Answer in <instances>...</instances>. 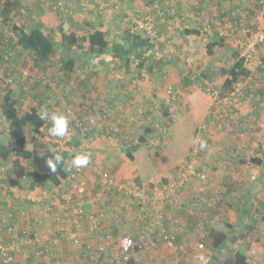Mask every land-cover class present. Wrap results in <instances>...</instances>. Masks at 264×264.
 <instances>
[{
  "label": "crops",
  "instance_id": "1",
  "mask_svg": "<svg viewBox=\"0 0 264 264\" xmlns=\"http://www.w3.org/2000/svg\"><path fill=\"white\" fill-rule=\"evenodd\" d=\"M3 1L5 0H1V2ZM21 1L26 6L28 3H35L34 0ZM240 1L242 0L234 1L235 7L240 6ZM66 2L72 3V9L74 11H79L82 6L81 3H84L85 8L91 11L90 17L79 18L75 12H71L73 13L72 15L67 16V14H64V18L60 16L59 20H57L58 22L56 23L58 24H53L50 16L52 17V14L55 13L51 11L47 3L45 6L40 2V10L35 7L39 11V15L35 17L38 22L34 25L39 24L43 30L46 27L52 29L55 26H61L63 32L72 30L77 37L94 30V28H101L106 32V38L112 41L109 42V45H111L112 43L125 42V33L134 16L149 14L153 19L155 18V25L160 29L159 34L161 36L159 40L161 44H163L162 42L164 40H167L166 43H169L170 40H175L174 45L170 44V47H166L167 50H165V47L162 49L169 56L166 59L167 61H160L158 67H156L160 69L164 64L168 66L163 67L167 72V77L165 80L162 79L164 81L162 87L157 84L159 83L161 85L160 82H157V76L155 78L151 77L153 73L151 74V70L145 64L141 68H138V70H134L136 71V77L141 76L144 78L142 84L137 85L139 89L143 90V94L139 96L143 97L142 99L136 98L135 96L137 95L133 90L131 91L129 86L114 78L115 76L113 74L116 71H111L112 69L102 70V64L106 65L109 59L114 57L110 52H105L98 56H92L88 52L83 53V56L87 60H82L80 56L77 57L76 61L80 63V66L73 71L65 72L66 76H64L67 77V80L73 82V85L76 86L74 95L71 94L69 96L70 101H66L80 109L79 112L81 114H79V118H82V121L75 118L72 113H68L70 131L66 139L72 143H70L71 146L67 143L68 147L62 149L67 150L69 148L68 150L71 153L83 152L87 149L91 153V165L80 176L88 185L87 191L81 197L86 221L90 215L101 213L104 225L108 226L114 235L128 234L140 244L143 242L142 238L146 237V226L154 224L155 221L157 226L165 229L167 232H174L177 235V242L181 247L178 249L163 245L160 241L151 246L137 247L135 254L142 260L143 264H225V259L230 254V251L240 246L245 248L250 264H264L263 100H261L263 104L253 106L254 108L252 109L255 111L254 115L252 110H246L242 117L244 120L247 119L248 122H252L253 134L250 135V140L252 141L255 152L252 155L246 154L245 147L239 146L243 142L245 146V139L237 136V126L232 127L231 130L228 129L227 132L224 130L217 132L211 129L212 132L206 139L202 137L203 135L197 134L198 140L201 138L204 143L208 142L210 146L207 145L204 149L200 147L194 155L197 159L194 158L195 160H192L190 163L184 160L185 156L181 154V151L178 152L180 154H176L174 157L164 156L167 155L164 152L161 154L164 156V158L161 157L164 160L161 164L157 161H152L151 158L154 156L150 152L153 149L149 148L146 144L150 141L160 146L169 138L172 142L166 141V143L174 144L173 141L175 138L185 135L173 136V133H170V135L168 133L166 137L159 138V135L154 133L155 131H151L146 135L144 142L131 144L128 141L131 137L138 138L143 133L145 127H150L149 120L151 119L150 114L153 108L152 100L158 102V113L160 115H168L169 112V116H172V118L175 117L172 115L176 111L174 110L175 107L169 111V106H165L167 102L166 96L168 100V95L166 94L168 90L165 89L167 86H171L169 88L175 91V100L177 102L182 97L184 98L185 101L182 99L180 104L183 106L189 104L193 114L198 113L195 110L200 109L201 106L206 104V108L201 116L213 118L215 113H218L216 115L218 118L225 115V113L223 115L221 114L220 108L212 107L214 103H211L212 99L205 93L203 104L199 107H192L191 103L200 102L202 97L200 92L205 91L210 86L198 82L197 80L200 78H197V75L190 82L186 76L191 73L193 74L192 71L194 70L192 68L190 72H187V69L180 70L179 65L181 62L180 64L176 63V61H179L176 55H178L177 49L181 48L183 44L187 45V48L192 47L193 51L198 50L199 54L200 50L204 47L206 54L210 55L207 50V45L205 44L203 46L199 40L203 28L209 25L205 24L208 21L216 20L218 23L220 22L221 27L224 29L220 31V36L224 39L226 45H217L214 49L217 47L226 48L229 45H233V41L237 38L234 36L235 30L231 25V19L233 17V8H231L232 1L220 0V2L216 3L213 0H176L175 5H173L175 13L170 16L165 14L162 17L156 14L157 11L152 6L154 2H159L161 6L164 0H67ZM116 3L119 4L117 8H115ZM189 3H191L190 9L194 7V14L187 13V4ZM222 4L223 9L216 8V5L220 7ZM263 4L264 0L247 2L246 6H244L247 12V21H244V23H248L249 26L252 25L253 28L259 26L264 27L263 13H257ZM98 12L102 14L107 12L110 14L109 19H104V16H97ZM20 22L27 21L20 19ZM111 26H114L118 32L110 31L111 34H109ZM185 28L194 31L199 30L201 33L199 35L195 32L187 34L184 31ZM81 29H83V33ZM57 30L59 31L57 33L59 38L56 40L54 36V41L60 45L61 34L58 28ZM210 34L208 42L219 40L217 31L214 30ZM241 38H243L242 44H244L243 34ZM156 45L154 43V49ZM159 47L158 45L157 48ZM151 50L146 51L145 57ZM56 52L54 53L56 54ZM238 55L240 57L241 52ZM171 57L173 58L171 59ZM99 58L104 59V61L100 62L98 60ZM114 58L117 59L116 57ZM131 58H133L132 55ZM52 59L53 57L50 56L43 64H32L34 74L29 79V82L34 86L33 93L36 90L41 93L38 95L36 93V97L29 103V107L34 106L38 109L47 108L49 111H59L62 113L66 111L67 113L69 111L67 107L69 106L66 107L64 103L61 105L58 104L56 97L47 92L48 90L53 92L48 87L50 85L49 81L57 77L55 69L53 71L50 70V64L52 63L50 60ZM146 61L150 62L151 56ZM135 62L130 59L128 68L124 67V72H129L130 66L132 67L137 64V61ZM247 67L250 68L249 66ZM208 69V64H204L203 67L200 65L198 68L201 76L202 70L207 71ZM144 70L147 72L141 73ZM23 73V78L26 81L29 71H23ZM130 76V74H127L126 78H129L133 82ZM44 77L49 78L48 81L44 82ZM190 77H193V75ZM7 81L10 82L11 78L7 79ZM205 82L206 80H204ZM220 86L221 84L217 87L218 91H220ZM10 88L8 90L11 91L13 97L17 100V108L19 109V99L13 94V90ZM232 91H234V88ZM190 95L194 97L189 98ZM226 98L225 96L224 100ZM116 100H119L118 105ZM222 103L224 104V102ZM28 109L22 107L21 111L24 112ZM226 110H233V108L225 105L223 111ZM105 111H107L106 114L103 113ZM226 112L227 114L225 116L232 115L228 111ZM239 113L241 114V110H239ZM99 114L102 116H99ZM0 119L5 120L1 117ZM77 123L83 125L80 132L74 129V124ZM30 127V125H27L24 128V133L27 138L31 135L27 136L28 131L31 133ZM99 128H105V131L110 129V131L106 135L100 134L101 130ZM6 129L8 134L9 126ZM40 131L42 132L41 139L49 140V138H55L48 135L46 122L40 128ZM195 133L194 130L193 136ZM76 142L77 145H74ZM211 142H213L212 146ZM27 144L30 147H26ZM25 148L31 149V143H26ZM126 148H133L131 150L132 159L127 156ZM161 148L165 151L163 146ZM201 149L203 150L201 151ZM253 159H259L260 162L254 163ZM4 163H6L3 164L4 171L6 172L11 166V161L7 159ZM187 165H192L195 167V170L205 167L208 171V175L210 176L209 181L204 185L207 191H205L203 196L199 194V191L198 193H194V190L200 183L205 181H199L195 176H191L185 182L186 186L184 188L181 185H177L178 183L170 186L174 181L178 182L181 172L185 170ZM100 171H107L114 178L116 186L102 192L101 197L94 200L92 196L99 190L101 184L102 178L98 175ZM66 182L62 183L58 187L56 194L49 198L50 203H43L42 205L23 204L22 206L15 203L13 196H10L8 199V193L3 189L7 190L12 188V186L6 184L1 187L0 212L15 205L22 207V209L28 212L29 220L26 222H30L31 225L34 223L33 218L45 217L50 219L53 215H50V209L58 212L64 204L61 196L66 188H68L65 185ZM51 187L52 185L50 187L37 185L32 190L36 188L37 190H52ZM116 187L119 189H116ZM138 190L146 198H149V200L143 201L137 198L136 195H132L134 191ZM219 191H222V193L218 196ZM70 217H72L71 213ZM47 219L44 220L43 228L47 226L53 227L55 225L53 218L50 219L49 223ZM228 224L233 226L228 228ZM245 224L254 226V237L252 240L247 238V241H244L240 237V226ZM70 226L73 229H80L84 241L91 243L93 235L87 230V222H80L78 226L72 224ZM212 229L215 231H224L227 236L225 241L217 248L211 247L212 238L210 233ZM197 241L203 242L206 246L204 250L196 248ZM244 242L248 244L245 245ZM68 247H70L68 243L67 245L63 244L62 249L65 250Z\"/></svg>",
  "mask_w": 264,
  "mask_h": 264
},
{
  "label": "rangeland",
  "instance_id": "2",
  "mask_svg": "<svg viewBox=\"0 0 264 264\" xmlns=\"http://www.w3.org/2000/svg\"><path fill=\"white\" fill-rule=\"evenodd\" d=\"M18 5H19V10H16L12 16H14V18H18L21 19L23 21H27L30 25H34L35 23H37V19L35 17H37V15H39V11L37 9H35V7H37L40 10V2H42L44 5L47 3L50 6L51 11H53L52 14L53 16H50V20L54 23L58 22L57 20H59L60 16H62L64 18V14H67V16H70L71 11L68 10H60V12H56L55 9L52 8V1L51 0H34L35 3H28L27 6L24 5L22 3L21 0H16ZM24 2L26 0H23ZM31 1V0H30ZM67 1V0H65ZM183 1V0H182ZM214 2L218 3L220 2V0H213ZM231 8L235 7V2L236 0H231ZM251 1H255V0H242L240 1L241 4L239 9H237L236 11L233 12V17H232V28L235 30V34L234 36L237 38L233 41V45H229L226 48H215L213 50V54L212 55H208L206 54L205 50H204V45L206 44V42L208 41V39L210 38L209 36L211 35L210 32H214L217 31L218 35L220 33L221 30H224L221 25L220 22L218 23L216 20L214 21H208L205 22V24H209L210 27V31L209 34L206 37V40H202L201 36H199V40L202 42L203 44V48L200 50V54L198 50H192L191 48H187V45L183 44L181 45V48L177 49L178 55H176L179 61H176V63L181 62V64L179 65L180 70H184L187 69V72L191 70V68L194 70L192 71L193 74H186L189 79V81L191 82L192 79L196 78H200L199 80H197L198 82H201L202 84H205L206 86H210L207 87V89L205 90V94L207 96H209L212 100L211 103H214L212 105V107L214 108H220V112L223 115V113H225V115L227 114L226 111H228L229 113H231L232 115H228L225 116L223 115L222 117H218L217 118V114L215 113L214 117H203L201 116V114L204 112V109L206 108V104L201 106L200 109L195 110L198 113H192V109L190 108V105H186L183 106L182 104H180L181 100L184 98L182 97L181 100L179 99L178 102L175 100L176 97H174V99L169 98L168 96V100H167V96H166V104L165 106H169L168 110L170 111L173 107L174 111L172 113V115H174L175 117L172 118V116H169V112L168 115L167 114H159L158 113V102L152 100V112H151V119L150 121V128L152 131H155V134L159 135V138H163L166 137L167 134L173 133V136H179L180 134L185 135V136H181L179 138H175L173 143H166V141L168 142H172L170 141L171 139H166L163 145H155L154 142H147V146L153 150H151L150 154L152 153V156H154L153 158H151V156L149 155V157L152 159V161H157L159 164H161L164 160L161 159L164 158V156H171L174 157L176 156V154H180L178 152L181 151V154L183 156H185L184 160L187 163L192 162V160H195L194 158L197 159V157H195V153L197 150L200 149V142L203 141L201 138L200 140L197 139V134H201L203 135L202 137L204 139H206V137L212 132L211 129L218 131H226L228 129H232V127L237 126L236 128H238V132H237V136L240 137L241 139H245V146H244V142L239 144L240 147H245L244 150L246 154L248 155H252L254 154V149L252 146V141L250 140V135L253 134V129H252V122H248L247 119H243V113L246 110H252L253 115L255 114V111L252 109L254 108L253 106L256 105H260L263 104V102H261V100L264 101V76H261L262 78L259 79H254L251 76L248 77H241L237 83L234 84V91L232 92H226L224 94H220V91L217 90V87L221 84L222 80L224 79L225 75L219 74V68L220 67H227L229 64H231L237 57H239L238 54H240L241 52V56L242 55H247V59L245 61L246 66H249L251 69H254L259 63L260 60L262 59V56L264 55V39L262 41H257V44H255V46L249 50H247V43L248 40H250L252 37L251 35H255L258 31H263L264 32V27H257V28H253L252 25H248V23H244V21H247L246 19V10L244 9V6H246L247 2H251ZM188 2V1H186ZM60 3L64 4V1L61 0ZM69 2H67V7H70ZM46 6V5H45ZM188 6V14H194V7L190 9L191 3L187 4ZM26 7V8H24ZM157 12H158V8L160 7L159 2H154L153 6H152ZM216 8H221L223 9V4L219 7L216 5ZM63 9V8H62ZM67 9V8H66ZM243 9V10H242ZM0 10H1V6H0ZM196 10V9H195ZM73 12L76 13V16H78L79 18L84 17V18H89L91 11H88L87 8L82 7L79 11H74ZM93 12V11H92ZM264 12V4L261 6L260 10L257 11L258 14H261ZM74 13V14H75ZM95 13V12H93ZM110 14H108L107 12L102 13H97V16L102 17L104 19H109ZM257 16L255 15V18ZM262 17V16H261ZM13 18V19H14ZM153 19V18H152ZM257 19V18H256ZM74 22V21H73ZM58 24V23H56ZM254 24V23H253ZM111 25V24H110ZM52 28V27H51ZM58 26L53 27V32L52 37L55 40H58L59 36H58V30H57ZM155 28H157V26L155 25ZM52 29H49V27H46L44 29L45 32H49ZM157 31H160V29H156ZM118 32V30L114 27L111 26L109 29V34H111V32ZM122 31V30H121ZM81 32L83 33V29H81ZM50 33V32H49ZM85 33V32H84ZM204 33V32H203ZM158 34V37H160L161 35ZM226 34V32H225ZM244 37V44H242V40ZM11 31L10 29L6 28V26L4 25V23L2 22V17L0 15V95L1 93H4V91L8 90L10 87V89L13 90V94L16 95L18 97V101L20 102V108L19 110L21 111L22 107L25 108H29V103H31L32 99H34V97H36V93L37 95L40 94L37 90L33 93V89L34 86H32V83L29 82V79L31 78V76L34 74V70H32V58L30 57V55L28 53H25L23 51L18 52L16 49H12V50H4V47L2 44H4V42H6V40L8 39H12L11 37ZM57 35V36H56ZM55 36V38H54ZM167 40H164L162 43L163 48L165 47H170L171 45H174L175 40H170L169 43H166ZM237 45V47H235ZM241 46V47H240ZM161 47V49H163ZM234 50V51H233ZM236 50V51H235ZM79 52L80 48L79 47H74V52ZM248 51V52H247ZM63 52L65 53L64 50L62 49H58L57 48V52L56 54L54 53V55H52L53 59L50 60L52 63L50 64V70H54L55 69V74L57 75V77H55L54 79H50V85H48V87L50 89L53 90V92L51 90H48L47 92L50 94H53L56 97L57 103L58 104H63L69 107H67L69 109V111L64 112V114H66L68 117V113H72L75 118L79 119L82 121V118H79V114H81V112H79V108L77 106H73L69 103H67L66 100L70 101L69 96L72 94L74 95L75 93V87L73 85V82H70L69 80H67V77H65V72H63V70L60 69V61L62 60V56H63ZM73 52V53H74ZM236 52V53H234ZM151 53V61H146L145 65L146 67L150 68V72L151 74L153 73V75H151V77L155 78L156 76L157 78V82H160L161 85L158 84V86L162 87L164 81L166 79V70L163 69V67H165L166 65H162V68L157 69L156 67H158V64L160 63L159 61H156V59L160 58V61H165L166 58L168 57V55H166V53H164L162 50H160L159 48H155L153 50H151L149 52V54ZM153 53V54H152ZM66 54V53H65ZM64 54V55H65ZM75 55V53H74ZM173 55V54H172ZM6 56V58H5ZM80 57H82V60H87L86 57H84L83 55H81ZM173 57H171L172 59ZM124 59V58H123ZM132 60L137 61L139 59L137 58H131ZM100 62H103L104 59L99 58L98 59ZM167 61V60H166ZM173 61H175L173 59ZM136 63V62H135ZM123 60L121 59H115L114 57L111 59H109V61L105 64H102L101 68L102 70H110L111 71H116L113 75L115 76L114 78L117 81H121L124 84H126L127 86H129L131 88V91L133 90L135 92V94L138 96H135L138 99H142L143 97H139L141 94H143V90L138 88V84H142L143 81V77L141 76H137L136 77V71L134 70H138L137 64L134 66H130L129 72L125 73L124 72V65H123ZM204 64H208L209 69L207 71L202 70L203 72V76L200 75V71L198 70L199 66L201 65L202 67L204 66ZM128 68V66H126ZM155 67V68H154ZM168 67V66H166ZM100 70V69H99ZM143 70V69H142ZM23 71H29L28 75V79L25 81V78H23ZM147 71L144 70L141 73H146ZM119 73L118 77H116V74ZM138 73V72H137ZM127 74L131 75L130 77H132V79H135V82H131V80L127 77ZM65 75V76H64ZM138 75V74H137ZM191 75H193V77H190ZM11 78V83L7 81V79ZM49 78L44 77V82L48 81ZM152 79V78H151ZM163 79V80H162ZM204 80H206V82L204 83ZM262 80V81H261ZM51 86V87H50ZM169 87L171 86H167L165 87V89L167 90ZM174 91V90H173ZM167 92V91H166ZM175 93V91H174ZM167 94V93H166ZM168 95V94H167ZM121 96V95H120ZM176 96V93H175ZM227 97L224 100V97ZM215 98V99H214ZM237 98V99H235ZM153 99V98H152ZM24 100V101H23ZM146 102V101H145ZM224 102L225 105H227L228 107L233 108V110H226L223 111L224 108V104L222 103ZM116 103L118 105L119 100H116ZM125 103V102H123ZM121 106V105H120ZM251 106V109H250ZM125 108V106H124ZM157 109V110H156ZM226 109V107H225ZM239 110H241V114L239 113ZM213 111V110H212ZM107 111L103 112L104 114H106ZM213 113V112H211ZM99 116H102L101 114H99ZM133 118V116H132ZM169 118V120H168ZM101 119H103V117H101ZM101 122V121H100ZM76 125V126H75ZM7 122L5 120L0 119V138L4 137L7 135ZM83 127V125L77 123L74 124V129L78 132L81 131V128ZM100 134H104L105 133V128L101 129ZM195 130V134L193 136V131ZM70 131V130H69ZM31 133L30 131L27 132V136H29ZM53 138V137H52ZM195 138V139H193ZM44 140V139H43ZM133 140V139H132ZM47 144L50 146V148L52 150H60L62 148H67L68 147V140L67 139H58V138H54V139H50L46 140ZM67 142V143H66ZM55 143V144H54ZM199 143V145H197ZM206 146H210V144L208 142L205 143ZM213 142H211V146H212ZM164 147L165 151L162 150L161 147ZM26 147H30L29 144L26 145ZM196 147V148H195ZM199 147V148H198ZM157 148V149H156ZM204 149V148H203ZM201 149V151L203 150ZM176 151V152H175ZM200 151V152H201ZM164 152H166L167 155L162 156L161 154H163ZM155 158V159H154ZM185 163V162H183ZM1 164H6L4 162L0 161V166ZM157 166V164H156ZM194 173L191 174L190 176H187V179L183 181V184L181 185L182 188H184L186 186V181L190 179L191 176H195L196 178H198L199 181H205L203 183H200V185L198 187H196V189L194 190V193H198V191L200 192V195H204L205 191H207V188L204 187L205 183L209 181V176L208 175V171L206 170V168H199L198 170H195V167H193ZM157 170V169H156ZM197 173H202L204 174L205 178L202 179L200 178L199 175H196ZM7 173V172H6ZM10 175L9 172L7 174V176ZM207 180V181H206ZM170 187V186H169ZM179 187V188H181ZM222 193V191L218 192V196ZM217 200V199H216ZM218 204V203H216ZM217 206V205H216ZM134 239V238H133ZM135 240V239H134ZM136 241V240H135ZM198 242V241H197ZM205 245H204V249H205ZM203 249V250H204Z\"/></svg>",
  "mask_w": 264,
  "mask_h": 264
},
{
  "label": "trees",
  "instance_id": "3",
  "mask_svg": "<svg viewBox=\"0 0 264 264\" xmlns=\"http://www.w3.org/2000/svg\"><path fill=\"white\" fill-rule=\"evenodd\" d=\"M60 1L61 0H53L51 3L52 8L55 9L56 12L57 10L60 12V10L63 11L64 9L73 12V7H67V2L65 0H63L64 4H59ZM166 1H169V4H165ZM175 2L176 0H164L161 4V9L156 14L159 17H162L165 14L168 16L174 14L175 9L173 8V5H175ZM0 6L2 22L6 28L10 29L12 34V39H8L2 44L4 50L16 49L18 52L23 51L28 53L32 58L33 63L37 65L41 63L43 64V62L48 60L50 56L54 55L57 48L62 49L66 54L63 55L62 60L60 61V69L66 73L73 71L80 66V63L76 61V58L84 55L83 53L86 52L92 56H98L105 52H110L112 56L116 57L118 60H123L125 68L128 66V62L132 55L134 59H139L137 60V67L141 68L148 57L151 56L150 53L147 55L148 57H145L146 51L148 52L150 49L153 50L154 43L155 45L157 44L155 47L158 45L160 46V50H162L161 47L163 48L160 40H154L153 38L137 31L131 33L129 28L125 33V42L112 43L109 45V42L112 41L106 38V32L101 28H94V30L77 37L72 30L63 32L61 26H58L61 34V43L58 45L55 43L51 34L53 29L50 33L45 32L39 24L30 25L28 22H20V19L12 16L16 10H19V5L16 0H5L3 2L0 0ZM239 7L240 6L234 7L233 12L239 9ZM164 8H168V10H164ZM143 15L149 16L155 27V18L152 19L149 14ZM184 31L187 34L195 32L199 35L201 33L199 30L194 31L187 28H185ZM156 32L159 33V31ZM218 37L219 40L207 42L206 44L210 55L213 54L214 47L217 45H226L224 39L220 35H218ZM75 46L82 50L80 52H74V55L72 51ZM165 58L167 59L168 57ZM156 61L160 62V58L156 59ZM201 74L205 77L203 72H201ZM219 74L225 75V78L221 82L220 94L232 91L234 84L237 83L241 77L252 75L254 79L260 80L262 78L261 76H264V55L262 56L260 63L254 69L248 68L245 64L244 57L240 56L227 67H220ZM200 93L202 94L200 102L191 103L192 107H199L203 104L205 91ZM193 97V95H190L189 98ZM38 110L37 107L31 106L24 112L20 111L17 108V100L13 97L10 90L0 95V117L5 119L9 126L7 136L0 139V160L3 162L7 161V159L11 161V166L6 171L7 173L5 171L0 173V193L2 192L1 187L6 184L26 191L30 189L32 190L33 187L37 185L42 187L57 185L67 176L64 170V164L74 153L71 154L68 150L69 148L67 150H52L48 146L47 141L41 139L42 132L40 131V128L45 124V121L39 119L37 115ZM27 125L31 126V135L28 138L24 133V128ZM151 131L150 127H145L143 133L138 138L139 141L144 142L146 135ZM28 142L32 145L31 149L25 148V144ZM68 143L70 144L72 142ZM74 145H77V142ZM132 149L133 148H126L127 156L130 159L133 158L131 153ZM56 152H60L64 156V162L62 165L58 166L56 173H50L45 161L52 157ZM253 161L254 163L260 162L259 159H253ZM2 166L4 165L2 164ZM8 172L10 175L7 176ZM231 226L233 225L228 224V228H231ZM240 227V237L244 241L247 238L252 240L254 237V226L245 224ZM213 230L214 229H212L210 233L212 238L211 247L217 248L225 241L227 236L224 231ZM244 244L246 245L248 243L244 242ZM52 251L54 252L53 254L62 255L65 254V252H69L70 247L65 250L53 248ZM71 253H68V255ZM224 263L250 264L248 262L245 248L242 246L233 248Z\"/></svg>",
  "mask_w": 264,
  "mask_h": 264
},
{
  "label": "built area",
  "instance_id": "4",
  "mask_svg": "<svg viewBox=\"0 0 264 264\" xmlns=\"http://www.w3.org/2000/svg\"><path fill=\"white\" fill-rule=\"evenodd\" d=\"M59 4L63 3L59 2ZM116 4L115 8L119 5ZM165 4H169V1H166ZM68 5L71 7L72 3L69 2ZM81 5L85 7L84 3H81ZM160 9L161 6L158 11ZM164 10H168V8H164ZM129 30L131 33L137 31L154 40H159L157 30L149 16H134ZM209 31L210 27L206 25L203 28L204 40ZM251 37L247 43V50L253 48L258 40L262 41L264 39V32L258 31ZM244 56L247 57L246 54ZM118 75L119 73L116 74V77ZM132 81L135 82V79H132ZM167 92L169 98L174 99L176 97L171 88H168ZM108 131L110 129L105 131L104 135ZM128 141L135 144L139 142V139L131 137ZM83 152H88V150L86 149ZM71 160L72 157L64 164L66 178L62 179L59 184L53 185L52 190H37L36 188L25 191L16 187L9 188L8 191L4 189L8 193V199L13 196L15 203L22 206L23 204L42 205L43 203H50L49 198L56 194L62 183L67 181L65 185L68 186L61 196L64 201L61 210L56 212L50 209V215L53 214L51 218H53L55 224L53 227L43 228L44 220L47 219L45 217L33 218L34 223L31 225L30 222H26L29 220L28 212L15 205L0 212V264H143L142 260L135 254L137 247L151 246L160 241L168 247L181 248L177 242V235L157 226L156 221L154 224L146 226V237L142 238V244L137 243L128 234L114 235L108 226L104 225L101 213L90 215L86 221L81 197L87 191L88 185L80 176L91 165V162L86 168L77 170L72 167ZM3 171L4 166L1 165L0 173ZM193 173L192 165H187L185 170L181 172L178 182L174 181L170 186L175 183L182 185L187 176ZM98 175L102 179L99 190L92 196L94 200L99 199L102 192L116 186L114 178L107 171H100ZM196 175H199L202 179L205 178L202 173ZM116 189L119 188L116 187ZM132 195H136L137 198L143 201L149 200L139 190L134 191ZM70 213L72 217H70ZM50 219H47L48 223ZM80 222H87V230L93 235L91 243L84 241L80 229H73L70 226L71 224L78 226ZM67 243L70 245L69 252L62 255L53 254V248L62 249L63 244L67 245ZM196 248L204 249L203 242H198ZM68 253L71 254L68 255Z\"/></svg>",
  "mask_w": 264,
  "mask_h": 264
},
{
  "label": "clouds",
  "instance_id": "5",
  "mask_svg": "<svg viewBox=\"0 0 264 264\" xmlns=\"http://www.w3.org/2000/svg\"><path fill=\"white\" fill-rule=\"evenodd\" d=\"M200 36L202 40H204L203 32L202 34H200ZM242 56L244 57V61H246L245 56L244 55ZM37 115L40 120L46 122L47 133L50 137H55L58 139L68 138L69 130H70V121L66 114L59 111H49V109L47 108H41L37 111ZM200 147L204 148L206 147V144L203 141H201ZM90 158H91L90 152H76L72 155L71 165L73 168L77 170L86 168L90 162ZM63 162H64V156L60 152H56L52 157L48 158L45 161L46 166L49 169L50 173H56L58 166L62 165ZM201 259H203V257H201Z\"/></svg>",
  "mask_w": 264,
  "mask_h": 264
}]
</instances>
